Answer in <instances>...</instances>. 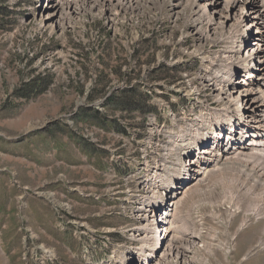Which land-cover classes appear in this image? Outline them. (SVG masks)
Returning a JSON list of instances; mask_svg holds the SVG:
<instances>
[{"label": "rangeland", "instance_id": "rangeland-1", "mask_svg": "<svg viewBox=\"0 0 264 264\" xmlns=\"http://www.w3.org/2000/svg\"><path fill=\"white\" fill-rule=\"evenodd\" d=\"M47 1L0 0V264H97L118 250L139 251L127 232L135 200L128 203L126 196H138L136 180L127 175L137 160L143 166L160 150L145 141L143 147L133 144L139 132L148 134L149 116L168 122L164 109L153 103L155 90L160 89L159 103L171 107L180 128L188 129V120L203 111L182 106L185 97L178 104V95L186 87L189 94L199 92L195 70L203 65L202 57L210 63L219 51L231 53L233 44L223 35L226 28L215 36L205 35L203 28L198 33L202 41L189 33L193 4L206 0H186L191 9L186 13L188 7L183 8L179 19L171 16V0L160 7L155 0L101 6L79 0V12L65 15L61 28L49 30L41 25ZM209 1L211 12L224 6V0ZM257 5L256 0L247 5L249 23L261 11ZM236 12L233 8L234 19ZM198 53L201 60L187 58ZM212 94L208 90L200 100L219 108ZM172 147L164 157L182 165ZM210 159L209 152L197 171L198 182ZM153 165L140 184L155 170L166 183L177 177L174 167ZM230 171L201 184L191 201L206 217L202 238L207 247L198 255L208 264H240L251 246L264 241V169ZM190 205L181 213L190 214ZM250 214V227L241 233ZM213 242L217 246L212 248ZM147 261L144 255L141 264ZM172 261L183 264L175 255ZM241 264H264V249L259 246Z\"/></svg>", "mask_w": 264, "mask_h": 264}, {"label": "bare ground", "instance_id": "bare-ground-1", "mask_svg": "<svg viewBox=\"0 0 264 264\" xmlns=\"http://www.w3.org/2000/svg\"><path fill=\"white\" fill-rule=\"evenodd\" d=\"M83 1L84 5L91 4L101 6L108 2L109 4L110 2L113 3L115 0ZM155 1L157 2L155 7H160L163 4V0ZM171 1V16L176 19H179L177 15L180 12L183 11V13H185V9L183 8L188 7L186 13L191 9L190 5L185 6L186 0ZM249 1L251 0H224L222 9L215 8L213 12L209 9L211 6L208 3L211 2L209 0H206L205 3L197 4L196 6V3L193 4L194 9H192L193 13H191L189 22L194 29L190 30L189 33L198 35V33H200L199 31L205 28V35L215 36L217 32L223 31L226 28L223 35L226 36L228 41L232 42L233 47L229 50L231 53L224 56H222L224 51H219L217 53L218 55L214 56L215 60L210 61V63L203 57L201 60V55L199 53L195 56H187V58L193 60L192 63L201 60L206 63L207 66L202 62L203 65H197L199 68L195 70V74L198 77L196 80H200L202 89L199 92L189 94L191 91H187L186 87L185 92L178 95L177 103L180 104V101H183L185 97L186 100L183 102L182 106L191 104L196 106L199 111L212 109L210 108L213 107L211 103H205L200 100L201 97H204L203 94L210 90L211 93L215 94V98L221 104L219 105L220 110L222 106L224 109L217 117L207 112L205 115L190 119L186 126L188 129L182 130L180 128L181 122L176 118V115L172 114L173 111L171 107L167 106L165 103H159V96L161 95L160 89L158 88L155 90L153 103L164 109L162 112L166 120L168 119V122H161L158 115L149 116L148 134L145 135L139 132L138 136L133 139V144L138 147H143V141H145L146 146L153 145L155 148L160 147V150H158L156 155L151 157L152 160L148 161V163H145L143 166L140 165L139 160H137L136 166L129 170L127 175L128 179L136 180L138 188L135 191L136 194L138 193L137 197L132 195L126 196L128 203L131 202V200H135V208L134 204L130 206L132 215L130 216L131 223L127 232L129 234V239L139 246V251H132L129 255L124 250L115 251L114 256L111 259L107 258L106 262L102 264H128L126 261H128L127 259L129 257L136 256L140 253L142 256L146 255L148 259L147 264H172L170 262H173L172 257L174 255L180 261L182 260L183 262H181L183 264H208L207 260L201 259L200 255H198L201 253V250L207 247V243L202 238V226L204 225L203 221L206 220V217L201 214V210L197 209L194 213L196 221L193 225V229L190 230L189 233H177L174 229H181L175 225L176 220H181L177 207L190 204V206H194L195 202L191 201L196 199L198 193H201L202 189H200L199 186L205 182L208 183L216 174H219L220 177H224L226 171L229 172L234 168L261 167L264 169V135L261 136L264 130V40L261 39V36L264 34V1L260 0L259 2V0H256L258 4L257 7H259L261 11L255 15L254 21L251 23H249V19L245 20L250 13L249 7H247ZM46 3L47 7L42 8L44 19L41 25L47 30L61 28L65 15L71 12H79V8L77 7L79 6V0H48ZM118 5L124 7L121 1L118 2ZM233 8H238V12L235 14L233 13L235 19L231 17ZM223 11L227 14L224 18H222ZM254 11H256V9H254ZM227 24H230L229 28ZM238 30L241 32L242 36L239 35ZM254 31L256 32L255 36L253 35ZM208 39L211 40L210 37H208ZM214 39H216V37H214L213 40ZM196 40L202 41L203 37L198 35ZM201 46L202 45H200V47ZM243 48H246V51L243 56H240ZM183 50L186 51L187 49L184 48ZM197 50L199 49L197 48ZM172 64L176 65L173 62ZM259 68H262L263 72H260ZM241 69L244 71L237 83L233 78L234 75H236L234 72L240 71ZM187 76L189 77L190 74ZM192 80L193 79L190 78L188 82ZM178 91L182 92V88H179ZM240 105L244 108L249 126L244 130V133H237L232 145L229 144L232 138L223 140L220 138L217 142V138L212 137L211 134L220 131L222 128L223 133H227V125L235 120ZM216 108L219 109L218 107ZM207 135L211 136V140H216L217 143L215 146L208 150L203 148L204 150L201 152L203 153L202 155L193 153L190 157L194 158L189 160L190 158L186 156L187 154H185V151H190L192 145L195 147L204 144V139H206ZM241 135H244L246 139L249 138L243 145L239 144L240 139H245ZM237 136L239 137L237 138ZM173 145L176 146L173 153L177 157L182 158V165H178L175 162L170 163L164 157L165 154L167 155L169 153L168 149L173 148ZM209 152L211 161L202 166V169L199 171L201 182H198L196 180L197 171L200 169L201 164L204 162ZM154 163L161 164L164 167H174V174L177 177H171L170 180H167L171 182L166 183L162 172L160 170H155L147 183L140 184L139 180L142 179V174L152 171L154 169ZM119 165L118 163V167ZM136 167L141 169V173L137 171ZM187 169H189L188 175L186 174ZM131 173L135 174L132 178H130ZM189 181L191 185H184ZM181 182L182 185L180 186L179 184ZM172 188L175 190L170 193ZM164 194L166 196H164ZM237 210L239 211L240 208ZM161 211L163 212V214H160L162 221L157 224L156 215ZM189 217L190 215H188V218ZM182 221H186L183 222L184 226H182V230L190 229L191 222H188L187 218H183ZM247 223L248 220H244L238 230L247 229L249 227ZM197 227H200V229L196 230ZM170 233L173 239L168 241L167 239ZM261 239L262 238L256 242L254 247L251 246L250 248L256 249V247L260 246L264 249V241ZM210 246L213 248L217 245L213 242ZM176 248L179 251H177ZM159 249H164L163 253L160 251V253L157 254ZM230 250H232L231 247H229V251ZM253 251L255 250L250 251V255L255 253H251ZM47 253L52 255V252ZM183 257L185 258L182 259ZM141 260L139 262H141Z\"/></svg>", "mask_w": 264, "mask_h": 264}, {"label": "trees", "instance_id": "trees-1", "mask_svg": "<svg viewBox=\"0 0 264 264\" xmlns=\"http://www.w3.org/2000/svg\"><path fill=\"white\" fill-rule=\"evenodd\" d=\"M131 105H132V104L129 105V106H130L129 108H132V107H133V105H132V106H131ZM134 107H135V105H134Z\"/></svg>", "mask_w": 264, "mask_h": 264}, {"label": "crops", "instance_id": "crops-1", "mask_svg": "<svg viewBox=\"0 0 264 264\" xmlns=\"http://www.w3.org/2000/svg\"><path fill=\"white\" fill-rule=\"evenodd\" d=\"M241 260H242V257L240 258V261L239 262H241Z\"/></svg>", "mask_w": 264, "mask_h": 264}]
</instances>
